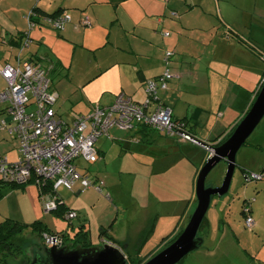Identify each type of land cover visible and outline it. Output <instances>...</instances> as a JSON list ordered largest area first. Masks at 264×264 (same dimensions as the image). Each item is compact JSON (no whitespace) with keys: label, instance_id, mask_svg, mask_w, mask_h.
Segmentation results:
<instances>
[{"label":"crops","instance_id":"1","mask_svg":"<svg viewBox=\"0 0 264 264\" xmlns=\"http://www.w3.org/2000/svg\"><path fill=\"white\" fill-rule=\"evenodd\" d=\"M258 1L260 3V0H190L183 4L177 0H154L155 8L153 0H0V69L5 64L22 66L26 61L50 67L51 87L58 95L54 103L56 115L71 122L94 105L111 104L119 94L136 103H145L144 82L164 71L165 52L172 50L174 55L170 68L174 76L167 88L158 93L159 99L150 101L145 111L150 113L158 106L169 108L174 120H184L186 133L206 143L219 135L222 138L238 123L262 83L264 61L251 49L254 46L264 52V15L260 12L263 6L261 3L258 5ZM198 5L203 7L202 11L197 12ZM250 5L258 6L256 13L249 10ZM233 8L240 10L228 17ZM33 10L35 17L31 20L29 15ZM172 11L177 15H171ZM217 11L225 19L219 18L249 44L240 43L234 33L220 28L216 35L209 37L213 46L211 52L208 48L203 54L204 61L198 63L199 74L190 75L192 64L185 62V54L178 53L182 50L180 44L190 43L192 33L204 27L197 21V16L219 15ZM51 14H68L70 21L62 29H56L45 20V15ZM83 15L89 17V25H80ZM254 28L257 31L252 33ZM166 32H169L168 35H164ZM232 36L236 37V41L232 40ZM104 46L109 47L94 55L95 62L92 64L89 61L87 71L80 75L73 72L83 49L94 51ZM70 80L77 86L73 93L64 91L65 84H71ZM5 86L6 82L0 74V91ZM2 103L0 156L14 160L17 143L9 131L10 116ZM1 120L5 121L6 127L1 125ZM261 122L251 141L243 144L236 154L235 169L239 168L243 180L241 170H264V116ZM113 126L95 142L98 159L103 157V148L108 149L110 142H121L127 150L136 147L140 155L130 153L134 161L142 168L149 167L148 172L159 177L155 180L158 184L154 192H148L158 202L159 210L147 212V204L144 203L137 237L131 242L126 238V244L118 240L123 244L121 246L117 241L119 238L109 236L128 252L129 247L141 242L142 235L149 236L150 229L159 230L163 234L161 239L181 229L180 223L195 193L197 173L208 152L193 140L141 124L110 133ZM12 150H15V155L10 157ZM143 152L152 155L151 164L146 162ZM128 162H133L132 156ZM143 179L144 173H141V181ZM256 185V205L249 206V215L253 219L250 227L259 236V231L264 232V177ZM76 191V194L82 192L79 188ZM181 192L184 194L181 195ZM258 200L262 206L257 203ZM175 205H179L178 209L170 210ZM114 221L116 217L108 227L109 232L114 229ZM220 222L221 238L224 226L229 224ZM82 225L86 227L85 222ZM120 233L117 234L120 236ZM208 245L211 249L215 247L212 243ZM249 256L256 263L264 264V239L262 247Z\"/></svg>","mask_w":264,"mask_h":264},{"label":"rangeland","instance_id":"2","mask_svg":"<svg viewBox=\"0 0 264 264\" xmlns=\"http://www.w3.org/2000/svg\"><path fill=\"white\" fill-rule=\"evenodd\" d=\"M189 1L177 0L178 3L183 4ZM260 3L263 6L260 7V12L264 15V0H260ZM260 3L258 1V5ZM152 4L156 8L154 0ZM257 7V5L256 7L255 5H250L249 10L256 13ZM197 9V12H199L202 11L203 7L198 5ZM239 10L233 8L227 16L232 17ZM220 14H210L211 16L206 14L203 17L197 16V21L204 27L192 33V38L189 40L190 43L187 41L186 43L180 44L182 50L178 51V53L185 54L183 55L185 58L187 57L185 62H191L192 64L190 75L199 74L197 71L198 63L204 61L203 54L206 53L208 48L211 52L213 43H211L209 37L222 28L218 17L221 16L222 19L224 17ZM212 26L219 27V29ZM256 31V28H254L252 33ZM233 38L234 36H232V40L236 41V37ZM247 42L245 40L240 43L247 44L248 46L249 43ZM107 47L109 46H104L94 51L83 49L74 64L75 68H73V72L80 75L81 72L87 71L89 61H92L93 64L95 62L94 55H98L100 51ZM251 49H253L252 51L256 56L257 54L259 56V53L263 52V49H258V47L253 46ZM262 65L264 66V63ZM67 83L65 84L64 91L73 93L77 86L71 80V84L69 82ZM2 104H4V107L6 106V103ZM57 106L56 104L55 107L57 108ZM9 116L11 120V115L9 114ZM261 123L260 121L255 127L247 138V141H251V138ZM122 129L114 125L110 133H114L116 130L122 131ZM109 144L111 145L108 149L103 148V157L99 158L96 162L90 163L81 159L77 161L78 170L86 173L98 183L99 180L101 181L99 189L96 186H92L87 189H82V192L76 194L78 187H74L73 190H68L63 186L57 188L56 193L67 207L65 210L71 209L75 211L77 213L75 217L68 218L66 217V212L63 213L61 210H45L43 206L44 199L39 194L37 184L33 181L26 182L23 188L21 185L6 186L4 195L0 197V221L11 218L25 224L24 229L12 237V242L19 247V252L16 257H8L7 264H32L37 256L42 260L46 257L47 253L44 248V242L41 240L43 237L39 239L35 231L31 228V223L35 220H41L51 232L60 233V236H63L61 233H67L68 237H72L79 229V225L85 222L86 227L84 229L88 230L93 247L103 244L102 241L108 239L110 235L114 238H119L117 241L121 240L124 244L128 241H133L132 238L135 239L137 237L136 230L144 215V212H142L144 203L145 205L147 204V212L159 210L158 202L155 198L149 196L150 194L148 193L149 190L154 192L158 184L155 180L159 177L152 176L148 172L149 167L142 168L139 163L134 161V156L130 153L135 154L137 152L140 155L136 147L133 146L131 150H127L124 143L114 141L113 144L111 142ZM9 154L10 157L12 155L14 156L15 150H12ZM142 154L146 157V162L149 164L153 162L152 155L144 152ZM131 156L133 162H128ZM225 171V161L218 162L206 176L205 184L210 185L214 182L220 184L225 175ZM141 173H144L145 180L143 179V181H141ZM262 180L245 181L241 178L239 168L236 167L228 191L224 195H214L211 198L202 226L198 230V235L204 237L203 242L197 249L188 253L176 264H258L259 262L256 263L253 261L249 254L253 255L254 252H257L258 248L262 247L264 232L259 231V236H257L254 230H252V227L246 226L245 218L241 210L243 204L248 202L249 206L252 204L255 207L254 197L256 198V184L262 182ZM182 194L184 192H181ZM181 198L184 199L185 197L181 196ZM191 198L186 216L180 223L181 228L185 226L189 216L195 209L197 202L195 193ZM257 203L260 204L261 202L258 200ZM178 206H171L170 210L176 211ZM151 215L153 216V214ZM115 217L114 229L112 232H109L108 227ZM162 218L164 217H160L159 219ZM220 221L230 226H228L229 228L224 226V233L221 238L219 237ZM102 226L107 229L105 233H100ZM117 233H120V236ZM148 233L149 236L147 238L141 234V242L136 246L129 247L128 252L124 249L126 258L127 260L129 259L131 264L140 261L145 262L157 253L163 246L162 244L165 243V241L162 243L161 237L163 234L159 230L153 228ZM126 238H128V241ZM70 242V240L67 241L68 248H66V252L83 250L79 245L71 246ZM118 242L123 246L120 241ZM210 243L215 245L213 249L208 248V244Z\"/></svg>","mask_w":264,"mask_h":264},{"label":"built area","instance_id":"3","mask_svg":"<svg viewBox=\"0 0 264 264\" xmlns=\"http://www.w3.org/2000/svg\"><path fill=\"white\" fill-rule=\"evenodd\" d=\"M45 20L52 27L62 29L70 17L67 14L45 16ZM81 22L89 25V17L84 16ZM30 25L33 26L34 22L31 21ZM171 53L168 51L166 56ZM49 71V67L33 61H26L22 66L5 64L0 69L6 82L5 88L0 91V103H6V111L11 115L9 131L17 143V157L14 160L0 156V174L16 183L33 180L42 189L40 195L44 199L45 210L56 209L54 193L60 186L68 190L78 187L80 191L92 186L99 189L101 181L98 183L78 170L77 161L81 159L92 163L98 159L95 142L107 134L110 126L128 129L134 124L145 123L166 134L199 143L186 133L184 122L174 121L169 108L158 106L146 113L142 106L120 94L109 105H94L90 111L74 117L71 122L64 121L56 115L54 103L58 95L51 87ZM171 76L166 70L159 82L160 87H165L164 79ZM147 91L152 95L155 93L153 81H148ZM1 125L5 126L4 120H1ZM204 148L208 154L211 152L209 145H204ZM242 175L246 181H257L263 177L262 173L250 170H244ZM248 203L243 206L245 213H249ZM76 215L73 210L66 212L68 218ZM252 223V216L248 214L245 224L250 227ZM42 237L47 245H59L61 241L58 234L43 233ZM106 243L112 244L111 241Z\"/></svg>","mask_w":264,"mask_h":264},{"label":"water","instance_id":"4","mask_svg":"<svg viewBox=\"0 0 264 264\" xmlns=\"http://www.w3.org/2000/svg\"><path fill=\"white\" fill-rule=\"evenodd\" d=\"M264 116V80L249 108L233 128L232 132L219 144L209 145L212 149L200 167L195 181L196 206L187 223L176 238L160 249L142 264H176L202 243L198 230L210 205L212 196L224 195L230 186L236 166V154L247 142ZM201 145H207L195 139ZM225 161V175L219 185H206L205 179L212 168ZM47 259L36 257L32 264H128L125 251L113 244L104 243L101 248L68 251L58 244L44 247Z\"/></svg>","mask_w":264,"mask_h":264},{"label":"trees","instance_id":"5","mask_svg":"<svg viewBox=\"0 0 264 264\" xmlns=\"http://www.w3.org/2000/svg\"><path fill=\"white\" fill-rule=\"evenodd\" d=\"M31 13H33V14L30 15L29 18H31V20H32L33 17H35V10H33ZM170 14L173 15V16H176L177 15V13L175 11H172ZM59 15L60 14H58V15L51 14V15H45V16H47V17H56V16H59ZM61 15H66V14H61ZM84 16H87V15H83L81 17V19H80V23H81L80 25H82V26H84L82 24V22H81L82 21V18ZM218 20H219L220 25L222 26V28H225L226 31H228L230 33H234L236 35V37H238L239 41H241V42L245 41V39H243L241 37V35H239L236 31H234L222 19H220L218 17ZM167 33H169V32H167ZM168 51H171L172 53H171V55L166 56V54H167ZM173 54H174V51H172V50H166L165 56H164V59H163L164 65H165L164 71L160 75H158L156 77H152L150 79H147L144 82V89H145V92H146L145 103H143V104L136 103V102L132 101L130 98H128L132 103L142 106V108L144 109V111L146 110L147 104H149L150 101H152V100H158L159 99L158 98L159 97L158 93L161 90H164V89L167 88L168 82L174 76L173 73H172V71H171V68H170V61H171V58H172ZM259 56L264 61V52L259 53ZM166 70L168 72H170L172 74V76L170 78H168V79H164L163 82L165 83V87L162 88V87H160L159 82L162 79V77L164 76V73H165ZM49 73H50V71H49ZM49 78H50V75H49ZM263 78H264V74H263ZM263 78H262V80H263ZM148 81H153L155 83V85H156V91H155V93L153 95H152V93L150 94L147 91V83H148ZM50 84L52 85L51 78H50ZM146 113H148V112H146ZM174 121H176V122H184V120H182V119H180V120L176 119ZM184 124H185V122H184ZM141 125H144L146 127H150L153 130L155 129V128H153V127H151V126H149V125H147L145 123H141ZM235 125H233L232 128L230 129V131L225 136H223L222 138H220V135H219V136L215 137L213 140H211L209 142H206V144L212 146V145H217V144L221 143L232 132V130L235 127ZM241 172L243 173L244 171L241 170ZM258 173H262V175L264 177V170L259 171ZM263 177H262V179H263ZM30 181H33V180H30ZM27 182H29V181H27ZM25 183L26 182H24V183H16L13 180H9V179H6V178L2 177L1 174H0V197L4 195L6 186L21 185L22 188H23L25 186ZM38 189H39V194H41L42 189L39 186H38ZM43 190H45V188ZM56 191H55L54 194L56 196L57 206H56V209L54 211L61 210L63 213L64 212H67V210H65V209H67V207L64 205V203L62 202V200L58 197V194L56 193ZM244 205H246V204L244 203L243 206ZM243 206H242L241 212L243 213L244 218H246L249 213H245L243 211ZM248 207H249V203H248ZM248 209H249L248 211L250 212V207ZM69 210H71V209H69ZM203 221H204V219H203ZM203 221H202V223H203ZM24 226H25V224H22L19 221L13 220L11 218H6L3 221H0V264H7V258L8 257H16L17 256V254L19 252V247L12 242V237H14L18 233H20L24 229ZM201 226H202V224H201ZM31 228L35 231L36 236L39 237V239L42 238V234L43 233H47V234H60V233H53V232H51L47 228V226L41 222V220H35L34 222H32L31 223ZM181 230H182V228L178 232H176L174 235H166V236H164L162 238V243H163V241H165V243L162 244L163 246L160 249H162L163 247H165L166 245H168L171 241H173L176 238V236L180 233ZM105 231H106V228H103L102 227L101 228V233H105ZM61 234L63 235L65 241L71 240V242L73 243L72 244L73 246L79 245L81 249H95L94 247H92V243H91V240H90V237H89V234H88V230L84 229V226L82 224L79 225V229L74 233V235L72 236L71 239L67 236L66 233H61ZM200 238H202V241H203V237L200 236ZM41 240L44 242L43 239H41ZM113 242L115 243V241H113ZM44 247H45V245H44ZM127 257H128V255H127ZM44 259H47V258L45 257ZM127 261H128V264H131L129 262V259ZM142 263H144V262L140 261V262L132 263V264H142Z\"/></svg>","mask_w":264,"mask_h":264},{"label":"flooded vegetation","instance_id":"6","mask_svg":"<svg viewBox=\"0 0 264 264\" xmlns=\"http://www.w3.org/2000/svg\"><path fill=\"white\" fill-rule=\"evenodd\" d=\"M101 228H102V227H101ZM103 228H104V227H103ZM100 233H101V232H100ZM66 234H67V233H66ZM58 235H60V234H58ZM60 237H61V241H60L59 246H60V247H64L65 249L68 248V247H67V241H65V239H64L63 236H60ZM69 238L71 239L72 237H69ZM70 241H71V240H70ZM108 241H111L112 244H113L114 246H117V247H119V248L121 247L120 245L114 243V242H113L111 239H109V238L103 240L102 242H103V244H104V243H106V242H108ZM72 244H73V243L70 242V245H71V246H73ZM103 244H101L100 246H95L94 248H95V249H97V248H101ZM44 245H45V247H46V246H50V245H47L45 242H44ZM64 245H65V246H64ZM73 247H74V246H73ZM92 247H93V246H92ZM120 249H121L122 251H124V249H123L122 247H121Z\"/></svg>","mask_w":264,"mask_h":264}]
</instances>
